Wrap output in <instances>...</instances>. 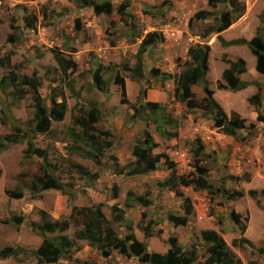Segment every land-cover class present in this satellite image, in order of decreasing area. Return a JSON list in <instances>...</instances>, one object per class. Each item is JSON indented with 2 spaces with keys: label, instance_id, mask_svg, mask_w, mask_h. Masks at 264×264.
Returning a JSON list of instances; mask_svg holds the SVG:
<instances>
[{
  "label": "rangeland",
  "instance_id": "1",
  "mask_svg": "<svg viewBox=\"0 0 264 264\" xmlns=\"http://www.w3.org/2000/svg\"><path fill=\"white\" fill-rule=\"evenodd\" d=\"M109 1L112 13L95 15L92 8H81L78 0H0V59L5 64L9 57V64L0 66V120H5L4 125L0 123V136L13 131V125H21L23 132H27L24 142L0 153V251L6 247L21 248L26 254L18 255L19 259H0V264H35L30 252L40 246L42 237L31 230L30 223H39L41 211L53 220H63L73 207L95 204L102 205L108 220H111L110 207L117 204L131 221L135 238L146 244L150 252L165 253L170 236H176L184 249H190L191 244L201 245V231L215 230L241 264H264V123L257 122L255 108L248 103V98L256 94L264 101V76L256 71V59L246 46L222 47L218 40V36L225 41L240 38L249 41L257 34L264 37V1L239 0L243 7L241 16L237 17V12L226 30L205 39L201 33L214 21H199L193 15L199 11L220 13L225 11L223 4L213 10L208 0ZM123 2L129 3L126 11L134 16L131 20L136 27L134 31L117 12ZM151 32L162 34L164 40L147 49L143 56V76L137 77L133 70L125 71L124 66L135 68L139 45ZM195 45L209 46L204 80L214 99L228 118L236 113L245 120L246 128L237 138L218 131L207 111L187 109L178 100L173 81L162 80L160 73L179 75L187 68V50ZM56 57L73 61L76 68L64 74L65 63L61 66ZM239 58L246 64V73L241 79L258 85L238 92L218 89L217 83H223L222 73L228 68L227 62ZM98 68H101L102 80L107 82L106 86L103 82L100 84L102 89L93 85ZM152 70L159 74L151 75ZM11 72L17 75L18 82L15 87L4 88L2 79L8 78ZM25 77L37 81L40 95L48 106L52 96L62 95L65 99L67 110L63 120L52 122L47 134L28 133L35 105L30 88L21 84ZM202 84L197 83L191 89L197 100L203 97ZM147 85L145 96L139 100L140 89ZM71 86L79 94L81 105L71 96ZM16 89L26 92L19 100L17 93L11 95ZM56 100L60 102L61 98ZM148 102L157 107L151 112L149 108L140 110L143 120L133 119L134 106L138 108L140 103ZM88 104H94L102 113L94 136L101 142L111 143L103 151L99 164L79 154L90 152L91 155L92 151L76 142L68 131L72 127L80 133L73 120ZM261 111L264 115V102ZM167 118L174 119L177 128L167 125L163 128L176 131V137H163L157 130L160 120ZM145 131L156 143L153 154L162 156L158 169L143 176L128 175L127 169L117 174L112 156L122 168L134 162L132 148ZM251 131L255 133L250 135ZM29 140L35 147L47 151V162L25 157ZM198 140L204 148L200 166L216 193L182 188L191 200L193 212L185 226L175 227L168 222V216H183L182 199L167 189H160L157 183L170 174L165 165L168 161L179 176L196 173L193 153ZM71 149L76 152L71 153ZM80 167L95 178L83 175ZM45 172L71 185L72 196L54 190L33 194L32 182ZM113 186H117L118 192H114ZM251 190L256 191L255 198L249 195ZM8 191L21 192L23 197L13 199ZM223 191L243 192V197L228 200ZM138 197L148 201V205H140ZM233 214L240 216L239 225L233 221ZM13 216L21 219L20 225L13 222ZM241 226L245 228L242 234ZM114 227L121 235L127 233L118 224ZM145 228L152 237L145 238ZM75 230L70 227L65 233L72 238ZM53 236L56 234L49 238ZM240 238H246L252 246H233ZM57 264L138 263L116 251L105 258L87 242L78 241L72 256L62 258Z\"/></svg>",
  "mask_w": 264,
  "mask_h": 264
},
{
  "label": "trees",
  "instance_id": "2",
  "mask_svg": "<svg viewBox=\"0 0 264 264\" xmlns=\"http://www.w3.org/2000/svg\"><path fill=\"white\" fill-rule=\"evenodd\" d=\"M264 1V0H263ZM81 4V8L88 7L92 8L95 15L105 14L110 15L113 11L112 4L109 0L98 2L97 0H78ZM218 4H223L225 11L220 13H215V11H199L193 15L194 19L199 21H204L207 19H212L214 24L208 26L201 33L203 39L207 38L212 34H218L226 30L234 21V15L237 14L241 16L243 7L239 0H208V5L211 9H215ZM129 7L128 2H123L117 9L118 14L125 21L131 31L136 29L134 24H131V20L134 16L129 14L126 10ZM136 38V35H132ZM164 40L162 34L157 32H151L145 36L139 45V49L135 54L136 64L135 68L131 69L128 65L124 66L125 71H134L137 77L143 76V56L147 49L154 45L156 42H161ZM218 40L222 47L229 46H246L252 56L256 59V71L264 76V37L257 34L254 38L247 41L245 39H234L231 41H225L218 36ZM188 62L187 68L179 75H171L168 73H160L162 80H172L175 92L177 93L178 100L185 103L187 109L194 110L199 108L201 110L207 111L212 118L215 128L221 133L237 138V134L240 131L245 130V120L240 119L239 115L232 113L231 117L228 118L222 107L217 103L213 97V92L210 90L208 84L204 80L207 68V61L209 57V46H190L187 50ZM58 64L63 67V73L65 74L68 69H75L76 64L73 61H65L63 58L56 57ZM5 64H9V57L6 58ZM2 59H0V66L5 65ZM228 68H226L222 73V82L217 83V88L220 90H227L229 92H238L246 89L250 85H258L256 82H247L241 79V76L246 73V64L244 60L237 59L235 61H228ZM101 68H98L97 73L93 75V85L102 89L100 84L103 82L106 86L107 82L102 80L100 75ZM151 75H157L159 72L157 70H152ZM7 79V80H6ZM18 82V77L14 73H10L8 78L4 77L2 79V84L4 88L9 85L15 87ZM146 83L148 84L147 80ZM197 83H203L202 91L203 97L197 100L192 92V87ZM21 84L27 85L30 88V92L33 95L34 101V113L32 120L28 123V133H41L47 134L51 129L52 122H60L63 120L67 105L65 99L62 95H55L50 98V106L45 103L44 98L40 95L39 85L34 79L25 77ZM123 86V81H121ZM149 85V84H148ZM147 87H142L140 89V97L145 96ZM70 93L76 100L77 105H81L79 100V94L71 86L69 88ZM17 93V100L22 98L26 93L22 89H16L11 95ZM61 98L58 102L56 99ZM263 100L256 94L248 98V103L255 108L257 114V122L264 123V115L261 111L263 107ZM140 107L136 108L134 106V118L136 120H143L140 110L147 111L148 108L150 112L154 110L157 106L155 103H140ZM101 111L94 105L88 104L85 111H80V115L75 117L73 120L74 127H79L80 133H77L74 128L70 127L68 129L70 135L75 139L76 142L83 144L84 146L90 148V152L85 154L79 152V154L84 158L94 159L96 163H100L102 159L103 151L111 146V143H106L105 141H99L94 135L96 132L95 125L101 119ZM156 120V119H155ZM157 121V120H156ZM1 124H5V120H0ZM169 126L170 128H177V123L175 125L174 119L167 118L161 119L160 125L157 130L161 136L166 138H172L177 136L176 131H168L163 126ZM13 131L8 134L0 136V153L10 148L15 144H20L24 142L27 137V132H23L21 125H13ZM77 134H76V133ZM255 132H250L253 135ZM242 139V138H241ZM26 150L24 152L25 157H35L41 159L43 162H47V151L42 148L35 147L34 144L29 140L26 143ZM156 148V143L150 133L144 132L143 138L139 139L132 148V156L135 161L129 163L125 168L119 166L116 158L112 156V160H115V172L121 174L125 169H127L128 175L131 176H143L147 175L159 167V161L161 160V155H154L153 151ZM79 148H77L78 150ZM203 145L200 140L197 141V145L194 149V159H195V174H190L187 176L178 175L172 163L168 160L165 161V165L170 170V174L157 185L160 189H167L173 192L174 195L182 199V207L184 214L183 216L169 215L168 222L173 226H185L189 222V218L192 215L193 207L189 197H186L182 188L192 187L194 190H206L210 194H215L212 185L208 181L207 173L202 166H200L203 153ZM75 150L71 149V153ZM76 152V151H75ZM78 153V152H77ZM46 165V163H45ZM83 175L85 176H95L91 175L83 167L79 168ZM45 170V167H43ZM239 180L238 177H232ZM248 181V179H247ZM72 186L62 183L59 178L55 175L45 172L42 177L36 178L32 182L31 191L33 194L41 193L43 191L54 190L62 194L72 196L73 190H70ZM69 190V191H68ZM114 192H118L117 186H113ZM228 200L240 199L243 197V192H224ZM8 196L13 199H20L23 197L21 192H7ZM249 195L252 198L256 197V191H249ZM137 202L146 207L148 201L143 200L142 197L137 198ZM102 205L95 204L91 207H73L70 214L63 220H53L46 213L40 212L39 223H30V228L34 233H37L42 237V242L40 246L30 252L35 258V264H57L62 258L66 259L71 257L74 251L75 242L84 241L88 245L96 250L101 256L108 258L111 253L116 251L119 255L125 256V258H134L137 260L138 264H241L240 259L235 255V253L226 244L222 236L215 230H204L201 231L199 240L201 245L194 243L191 244L190 249H184L180 244L176 236H170L166 244L168 249L165 253H155L147 250L146 244L138 241L134 234L131 221L125 218V212L119 208L117 204L110 207L111 220L106 219L102 212ZM239 215H232L233 221L239 225ZM13 222L17 225L21 224L20 218L12 217ZM118 224L120 227L126 229L127 233L121 235L117 229L114 227ZM70 227H74L76 232L73 233V237L70 238L65 233ZM245 228L240 227L241 234L244 232ZM145 238L152 237L153 234L148 231V229H143ZM52 238L51 235H55ZM159 235L161 233L159 232ZM235 247H251L252 244L246 238H240L233 242ZM200 251L202 253L200 254ZM28 253V252H27ZM20 254H26L21 248L6 247L0 251V259L17 258ZM200 258L203 259L200 262Z\"/></svg>",
  "mask_w": 264,
  "mask_h": 264
}]
</instances>
